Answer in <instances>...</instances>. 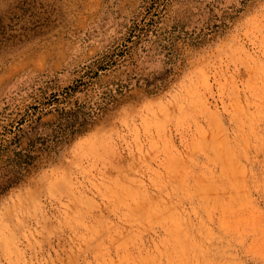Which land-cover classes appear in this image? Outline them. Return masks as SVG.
<instances>
[{"label":"rangeland","instance_id":"rangeland-1","mask_svg":"<svg viewBox=\"0 0 264 264\" xmlns=\"http://www.w3.org/2000/svg\"><path fill=\"white\" fill-rule=\"evenodd\" d=\"M0 264H264V0H0Z\"/></svg>","mask_w":264,"mask_h":264}]
</instances>
